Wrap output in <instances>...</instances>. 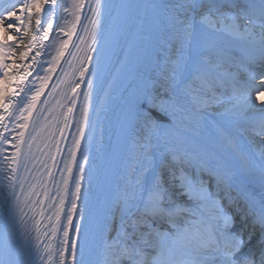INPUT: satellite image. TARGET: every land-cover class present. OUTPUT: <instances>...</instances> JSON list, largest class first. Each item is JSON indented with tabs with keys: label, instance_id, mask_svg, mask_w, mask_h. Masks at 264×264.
I'll return each instance as SVG.
<instances>
[{
	"label": "snow or ice",
	"instance_id": "snow-or-ice-1",
	"mask_svg": "<svg viewBox=\"0 0 264 264\" xmlns=\"http://www.w3.org/2000/svg\"><path fill=\"white\" fill-rule=\"evenodd\" d=\"M16 3L0 0V25L13 17L21 21ZM44 4L54 13L57 0H25L19 11H28L30 19L31 9L40 12ZM84 7V0H72L66 9L72 19L59 31L68 39L59 42L45 70H55L80 25L87 39L78 38L86 48L78 49L80 79L71 91L76 94L81 82L87 90L58 201L51 200L43 175L32 176V183L20 174L22 166L30 174L21 164L22 155L32 159L31 143L28 154L21 151L24 129L50 76L38 77L39 86L15 104L17 93L0 78V109L11 116L14 107L23 121L15 151L4 157L0 264H264V0H91L87 24L81 21ZM52 26L48 22L32 40L42 42ZM13 27L9 23L5 31ZM8 67L0 45V69L10 82ZM126 69L135 87L117 115L120 135L107 154L111 180L89 206L98 172L93 148L103 146L102 116L111 110ZM70 99L72 106L61 113L64 128L57 129L62 138L76 105L75 96ZM4 120L0 114V128L6 129ZM0 142L9 143L2 132ZM52 145L61 154L55 139ZM45 155L52 163H40L55 182L56 155ZM83 182L89 191L82 192ZM37 187L54 209L50 216L44 215V201L33 199L41 194Z\"/></svg>",
	"mask_w": 264,
	"mask_h": 264
},
{
	"label": "bare ground",
	"instance_id": "bare-ground-1",
	"mask_svg": "<svg viewBox=\"0 0 264 264\" xmlns=\"http://www.w3.org/2000/svg\"><path fill=\"white\" fill-rule=\"evenodd\" d=\"M91 0H84L85 7L82 9L81 21L85 24L86 20L85 11H89L87 4ZM124 3L130 4H138L143 5L146 3L152 2V0H123ZM12 3H16V0H10ZM25 0H20L19 3H16L17 14L21 16V21H16L13 17L12 19H5L4 25H0V45L3 46V60L4 63L8 64L7 73L12 77L9 82L7 78L4 76V70L0 69V78L4 80V83L7 84V88L9 91H15L17 95L14 98V104L18 103L21 99H26L25 92L30 96L31 92L28 89H32L33 91L39 86L40 80L38 77H42L46 74H49L50 78L47 81V84L41 93L36 107L33 110L32 116L28 120V127L24 129V143L21 145V151L23 153L24 144L27 141V138L30 135L31 125L34 122V119L37 117L38 112L41 108L45 106H50L44 101L47 91L50 89V86L57 75V71L64 67L67 61L70 58V52L73 50L70 47L77 34H74L69 42L67 48L64 51V55L60 58L59 62L55 66V70L51 73H46V69H49L52 66L53 58L56 55V51L59 48L60 41L68 39L67 36L64 35L63 32L59 31L60 27L67 28L65 25V21H70L72 19L71 14L66 11V9L71 8L72 0H57V6H55L54 13H49L48 9L52 7L50 4H44L43 8L40 12H37L35 8L30 11V19L29 12H20L19 9L21 4H23ZM109 3L112 5H117L119 0H109ZM90 16V15H89ZM149 16L151 13L149 12ZM40 19L39 28L37 27L36 20ZM52 23V29L48 31V36L42 42L40 39L35 41L32 40V36L35 35L37 37H41L43 35L44 29L47 28V23ZM9 23L14 24V27L5 31V28ZM82 29L80 25L77 26L76 33ZM41 44L43 46H41ZM39 51V55L37 52ZM24 53H27L24 56ZM23 56V59H22ZM35 58V62L33 61ZM68 58V60H67ZM27 66L28 72H24V68ZM23 77L22 81L17 80V76ZM79 77V76H78ZM80 79V78H79ZM20 84L25 91H20L17 85ZM135 87V83L131 82L128 79V70L126 69L120 81H118L116 91L113 93V99L110 101V109L104 116H102V126H103V146L100 151H97L96 148H93V156L95 157L94 164L96 169L98 170L97 175L93 179L92 188L90 190L91 198L89 201V205L91 204L92 198L94 196L95 190L98 187V184L101 179V175H104V181L102 184V188H106L108 182L111 180V174L109 171V165L107 163V154L112 147L117 143L119 138V125L117 122V115L120 107H122L124 100H126L133 88ZM225 102H227V97H225ZM95 103V97L93 100ZM185 103L187 101L185 100ZM9 111H11V116L8 115L3 109H0V114L5 116L4 124L7 125L6 129L0 128V132L3 133V136L7 138L9 143L0 142V149L3 150L2 154H0V204H2L4 197L3 186L7 183L5 177L8 175L7 165L4 162L5 156H10L15 149L12 147L15 144L16 137L19 135L20 129L17 127L18 124L23 123V121L19 120V112L12 106H10ZM115 132H118V136L114 137ZM83 143V142H82ZM111 152V151H110ZM24 156H21L23 159ZM80 156L78 154L79 159ZM108 165V166H107ZM88 167V166H86ZM76 170L74 171V174ZM107 173V175H106ZM69 191H74L72 187V183L70 184ZM89 191L87 182H83L82 192ZM80 202L78 201V205ZM70 205L68 201H66L65 211H67ZM78 219V217H74V220ZM64 218L62 216V222ZM5 230V213L0 207V238L3 237ZM62 236V233H59L58 239Z\"/></svg>",
	"mask_w": 264,
	"mask_h": 264
}]
</instances>
